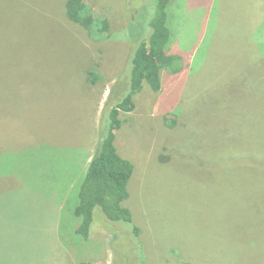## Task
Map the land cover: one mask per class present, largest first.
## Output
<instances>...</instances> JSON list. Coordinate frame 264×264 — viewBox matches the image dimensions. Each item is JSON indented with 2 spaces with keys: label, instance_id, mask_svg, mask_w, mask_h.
I'll return each instance as SVG.
<instances>
[{
  "label": "rangeland",
  "instance_id": "obj_1",
  "mask_svg": "<svg viewBox=\"0 0 264 264\" xmlns=\"http://www.w3.org/2000/svg\"><path fill=\"white\" fill-rule=\"evenodd\" d=\"M66 1L0 0V264L134 260L100 211L84 240L71 210L149 0H87L104 39L67 21ZM248 4L172 0L168 52L183 72L163 70L161 90L145 85L120 115L149 264H264V168L241 159L264 155V0Z\"/></svg>",
  "mask_w": 264,
  "mask_h": 264
},
{
  "label": "trees",
  "instance_id": "obj_2",
  "mask_svg": "<svg viewBox=\"0 0 264 264\" xmlns=\"http://www.w3.org/2000/svg\"><path fill=\"white\" fill-rule=\"evenodd\" d=\"M171 1L141 2V11L136 17L138 21L134 23L141 27L142 32L136 41L133 39L130 41L132 46L129 45L130 52L124 72L119 85L112 91L104 111L93 157L82 174L75 197L74 194L72 197L73 202L77 199L71 210L74 218L79 222L76 235L89 240L95 213L97 210L100 211L105 221L117 232L127 235L130 244L135 246L132 264L149 263L142 246L145 242L142 225L138 220H134L132 210L126 207L130 205L129 185L135 168L131 161L120 155L116 146V132L122 127L121 113H131L135 110L134 97L142 92L145 85L157 93L162 88L163 70H167L172 75H180L183 72V56L168 52L171 42L168 8ZM143 10L149 12L148 16L141 17ZM63 11L68 22L85 29L92 38H103L102 35L109 31L106 20L96 18L95 11L87 0H67ZM262 19L260 17L258 32H255L254 38L257 36L255 41H258L259 52L263 55L264 20ZM89 76L94 78L95 73L89 72ZM259 116V114L256 116V122ZM263 156L258 154L259 159L256 163L246 162L245 157L241 159L247 165L257 164L260 168H264Z\"/></svg>",
  "mask_w": 264,
  "mask_h": 264
},
{
  "label": "crops",
  "instance_id": "obj_3",
  "mask_svg": "<svg viewBox=\"0 0 264 264\" xmlns=\"http://www.w3.org/2000/svg\"><path fill=\"white\" fill-rule=\"evenodd\" d=\"M249 1V4H248V6H244L242 9H250V10H252V7L250 6L253 2H258V0H248ZM224 16V15H223ZM221 18V20H223V17L222 16H220Z\"/></svg>",
  "mask_w": 264,
  "mask_h": 264
}]
</instances>
